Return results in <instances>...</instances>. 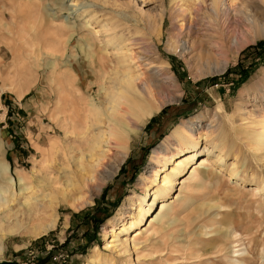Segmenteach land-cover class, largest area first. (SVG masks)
Returning a JSON list of instances; mask_svg holds the SVG:
<instances>
[{"label": "rangeland", "instance_id": "1", "mask_svg": "<svg viewBox=\"0 0 264 264\" xmlns=\"http://www.w3.org/2000/svg\"><path fill=\"white\" fill-rule=\"evenodd\" d=\"M176 1L0 0V165H9L7 176L18 184L19 174L30 177L27 183L38 184L31 178L38 175L46 158L44 150L57 137H64L53 114L61 93L59 86L56 87L57 79L67 81L65 72L70 63L81 74L88 70L84 48L95 42V36L99 38L95 50L100 51L112 48L107 41L114 32L143 37L141 41L157 47L155 56L170 64L177 83L173 92L178 95L177 100L167 102L142 128L121 169L92 204L77 209L62 203L56 226L41 236H36L33 230L0 236L3 251L0 262L96 264L100 259L106 264H264V148L253 150L252 138L240 141L235 133L227 134L226 139L241 144L238 158L230 152L222 164L214 163L211 170L216 172L218 167L220 172L218 177L212 172L207 186L193 185L192 181L185 188L181 184L195 167L201 156L198 155L178 177L176 188L157 201L150 212L147 209L154 197L148 196L143 205L140 240L147 236L153 239L152 243L166 239L167 247L162 244L148 249L134 248L125 260H120L116 252L104 249L106 239H113L108 237L109 230L117 223L122 208L128 213L127 224L139 211L146 195L141 175L154 179L151 170L158 166L151 160L153 150L182 120L191 122L200 118L206 128L208 121L202 115L216 110L222 113L220 103L227 109V113L220 115L221 121L230 123L233 131L240 129L238 110L245 107L240 102L246 100L248 88L264 81V31L257 24L243 25L247 34L242 46L225 52L211 49L208 41L213 36L204 33V43L211 49L215 63L210 74L200 75L189 51L186 55L169 51L167 39L179 22L172 15ZM248 5L255 16L264 18V0H248ZM150 20H156L158 25H150ZM236 27L231 35L238 30L239 26ZM73 31L76 34L69 39ZM248 120L250 126L255 125L253 119ZM233 163L239 165V170L231 172ZM257 182L260 186L255 190ZM156 184L157 181L147 182L152 190ZM14 187L19 189L17 184ZM131 195H134V209L126 203ZM161 202L169 206L168 212L155 221L151 233L145 232L152 228L149 227L151 214L160 216ZM208 202L217 203L211 210V219L193 221L194 212L206 207ZM219 204L224 207L220 208ZM225 218L226 223L222 224L220 221ZM119 226L118 222L116 228Z\"/></svg>", "mask_w": 264, "mask_h": 264}, {"label": "bare ground", "instance_id": "2", "mask_svg": "<svg viewBox=\"0 0 264 264\" xmlns=\"http://www.w3.org/2000/svg\"><path fill=\"white\" fill-rule=\"evenodd\" d=\"M176 3L172 15L179 22L176 31L167 39L166 47L180 55H186L189 51L191 59L195 60V67H199L197 70H200V75L212 72L211 65L215 63L211 49L219 48L225 52L242 46L243 38L247 34L243 25L253 27L257 24L264 31V18L254 15L248 0H177ZM149 23L152 26L158 25L156 20H150ZM234 25L239 28L231 35ZM208 32L213 36L208 41L211 49L203 40L204 33ZM75 34L76 31H73L69 39ZM111 36L112 39L107 44L112 48L95 50L99 41L97 36L94 37L95 42L85 46L84 57L88 70L84 74L70 63L65 72L67 81L57 79L56 87L59 86L58 91L64 96L60 93L53 114L64 137H57L44 150L46 158L38 170V175L31 178L38 184L27 183L30 177L25 174H19L18 184L7 176L9 165H0L2 238L30 230L36 236H41L56 226L59 219L58 209L62 203L77 209L92 204L95 196L121 169L135 137L139 136L142 128L161 112L167 102L178 99V95L173 92L177 88L175 75L167 61L155 56L158 53L157 47L153 48L149 42L141 41L144 40L143 37L134 34L128 37L124 32H114ZM117 42L119 44L115 45ZM205 66L206 70L202 71ZM260 85L264 87V81L248 88L245 92L246 100L239 101L245 105L238 110L237 128L240 129L233 131L230 123L221 121L220 115L227 113V109L220 103L218 107L222 113L216 110L214 113L207 111L202 115L208 121L206 128L200 118L192 119L191 122L182 120L171 135L153 150L151 160L158 166L151 170V177L154 179L149 175H141L146 195L141 201L139 211L135 213L133 221L127 224L125 220L128 213L122 208L117 215V223L109 230L108 237L113 239H106L104 249L116 252L120 260H125L134 248L148 249L150 246L154 248L162 244L167 247L166 239L152 243L153 239L147 236L140 240L143 235L141 223L145 214L143 205L146 204L148 196L154 197L147 209L150 212L157 201L176 188L178 177L183 175L188 164L198 155L201 156L188 178L180 182L182 186L190 181L193 185L201 186L211 183L212 172L218 177V167L215 168L216 172L211 170L215 166L213 164H222L230 152H234L236 158L240 153L241 144H232L226 139L227 134L235 133L233 135L240 141L252 138L253 150L264 148V88ZM248 118L251 121L253 119L254 126L249 125ZM167 168H171V171L167 172ZM239 168L237 163H233L231 172ZM149 181H157L155 189L148 188ZM242 182H245L244 179ZM257 183L255 190L260 186V182ZM16 184L19 185L17 190L14 187ZM46 190L50 192L46 193ZM133 201L134 195L129 196L126 201L132 209ZM216 205L217 203L208 202L201 210H192L195 211L193 221L211 219V210ZM219 207L224 206L219 204ZM168 209L166 202H161L160 216L154 217L151 214L149 227L152 228L144 231L151 233L155 221L161 219ZM118 222L120 226L116 228ZM220 222L226 223V218ZM117 229L120 231L117 232ZM158 232L159 230L156 233ZM2 252L0 246V254ZM96 264L106 263L97 259Z\"/></svg>", "mask_w": 264, "mask_h": 264}, {"label": "water", "instance_id": "3", "mask_svg": "<svg viewBox=\"0 0 264 264\" xmlns=\"http://www.w3.org/2000/svg\"><path fill=\"white\" fill-rule=\"evenodd\" d=\"M0 264H13V263L9 262V261H2V262H0Z\"/></svg>", "mask_w": 264, "mask_h": 264}, {"label": "trees", "instance_id": "4", "mask_svg": "<svg viewBox=\"0 0 264 264\" xmlns=\"http://www.w3.org/2000/svg\"><path fill=\"white\" fill-rule=\"evenodd\" d=\"M263 42V41H262ZM173 107V106H172ZM164 111V110H163Z\"/></svg>", "mask_w": 264, "mask_h": 264}]
</instances>
